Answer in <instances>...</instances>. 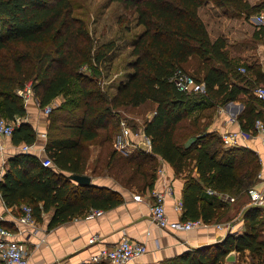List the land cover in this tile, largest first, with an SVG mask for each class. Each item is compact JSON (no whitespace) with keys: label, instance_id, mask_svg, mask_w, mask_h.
<instances>
[{"label":"trees","instance_id":"1","mask_svg":"<svg viewBox=\"0 0 264 264\" xmlns=\"http://www.w3.org/2000/svg\"><path fill=\"white\" fill-rule=\"evenodd\" d=\"M119 1L133 8L143 29L130 51L133 59L128 64L132 69L110 94L101 87L97 75L100 62L114 42L92 44L84 24L72 16L70 0H0V113L13 121L16 116H25L17 88L30 77L42 107L63 92L72 79L77 82L72 91L75 95L47 113L45 150L52 164L43 165L30 152L13 154L0 180L1 198L6 205L30 204L36 220L52 209L49 226L89 207L106 209L120 203L118 191L76 183L69 176L84 172L88 144L96 142L109 154V173L126 186L153 187L158 157L175 172L194 169L197 175L188 176L183 190L182 219L213 220L217 208L206 195V187L233 196L248 190L260 162L255 151L225 145L217 132L207 130L213 112L200 110L190 116V107L202 104L206 98L209 104L203 109L212 108L237 99L241 93L249 102L256 84L245 81V74L235 68L225 37H210L199 8L211 1L249 15L264 9V0ZM253 37L264 43V25L253 31ZM193 58L196 65L191 69L188 65ZM85 64L91 73L83 70ZM177 68L204 81L206 91L179 89L173 80ZM145 102L154 105L152 115L142 124L150 136V150L136 148L123 155L109 145L119 129L120 111ZM245 115L253 125L260 118L253 110ZM11 138L13 143H33L37 132L20 119L14 124ZM120 159L131 167L127 175L117 165ZM259 213L261 207L248 206L243 231L227 234L210 245L187 249L167 263L226 264L224 257L231 249H248L253 258L264 259V221L256 222Z\"/></svg>","mask_w":264,"mask_h":264},{"label":"crops","instance_id":"2","mask_svg":"<svg viewBox=\"0 0 264 264\" xmlns=\"http://www.w3.org/2000/svg\"><path fill=\"white\" fill-rule=\"evenodd\" d=\"M209 4L211 3H205V6ZM247 19L250 23L255 24L248 17ZM255 26L258 27L256 24ZM253 31L251 37L255 39ZM232 61L235 68L245 74V81L249 80L253 85L257 82H264V65L261 63L257 64V61H250L248 57L239 55L233 56ZM65 98L68 96L61 92L49 103L59 104ZM244 98L246 95L241 93L237 99L216 104L215 111L208 118L207 130L217 132L225 145L244 146L257 153L260 169L254 183L249 188L253 186L261 188L264 177V146L253 124L248 123L245 114L249 110H253L264 121V100L252 94L251 101L247 102ZM208 100L203 99V103L197 104V106H207ZM23 103L26 114L20 119L29 122L35 128L37 138L30 150L24 151L21 149L23 142L13 143L12 134L4 137L3 161L5 169L8 167L9 157L16 152H30L38 156L40 160L47 155L45 150L49 124L47 113L43 112V107L39 105L35 95L27 100L23 98ZM199 111L200 109L195 114ZM230 132L235 133L233 143L224 138V134ZM132 137L138 142L137 137L131 136L132 142L128 145L127 150L122 152L123 155L140 148L139 143H136ZM104 149L103 145L96 142L88 144L87 161L83 173L90 176L88 184L106 186L121 194L122 201L112 207L96 208L99 211L93 215L90 214V211L95 208L89 207L83 213L75 214L53 226L48 225L53 212L50 209L42 212L41 220H36L35 229H31L16 221L21 204L24 202L6 205L0 195V223L10 229L13 232L11 236L19 240L25 248L27 264H107V260L99 256V252L103 248L113 246L124 236L146 244L147 251L135 258L136 264H166L187 249L210 245L222 241L227 234L244 230L245 210L248 206L254 205L250 203L248 190L233 196L209 187L205 189L206 195L213 200L218 214L213 220H202L201 224L189 230L157 226L152 220L150 212V204L154 200L151 194L152 188L161 189L164 186H170V193L165 195L166 213L170 219H182L183 190L188 176H196V171L185 169L175 172L166 160L158 157V164L161 163L163 171L156 173L153 187L137 189L135 186L122 184L109 173L106 164L109 154ZM116 150L119 152L118 149ZM149 150L148 148L147 151ZM261 221H264V215L259 213L256 222ZM224 262L226 264H264V259L253 258L248 249L243 251L231 249L225 255Z\"/></svg>","mask_w":264,"mask_h":264},{"label":"rangeland","instance_id":"3","mask_svg":"<svg viewBox=\"0 0 264 264\" xmlns=\"http://www.w3.org/2000/svg\"><path fill=\"white\" fill-rule=\"evenodd\" d=\"M249 1L257 2L262 0ZM207 3L211 4L208 6L203 4L199 8V14L206 24L210 37L214 38L222 35L226 38V49L232 60L233 56H246L250 61H257V64L261 63L264 65V43L261 39H252L251 37L252 31L257 28L255 24L250 23L243 13L233 11L229 7H218L211 1ZM70 4L72 16L75 17V20L84 24V27L92 37V44L97 45L110 40L114 42V47L105 54L100 62V73L97 75L101 82V87L107 89L110 94L114 93L120 80L125 79L127 72L132 69L128 64L133 59L130 51L142 31L143 25L138 22L133 8L125 6L119 0H70ZM195 65L196 60L193 58L188 66L192 69ZM83 70L91 73L86 64ZM28 80H32V77L28 78ZM256 84L264 85V82H257ZM76 87L77 82L72 79L62 93L68 97L75 95V92L72 93V91ZM56 104L58 103H53L52 106ZM215 107H208L206 108L208 109L207 111L201 105H192L189 115H194L198 109L202 112H213L216 109ZM153 108L154 105L151 102L128 107L127 110L120 111L121 119L125 121L126 126L132 132L143 131L142 124L152 115ZM0 115L4 116L2 113ZM133 139L135 140V138ZM137 139L138 142L136 143L142 141L139 138ZM113 140L114 136L109 145L113 146ZM122 152L120 153L122 154ZM125 164L121 159L118 160L117 165L122 170L127 171L125 172L127 175L131 167Z\"/></svg>","mask_w":264,"mask_h":264},{"label":"built area","instance_id":"4","mask_svg":"<svg viewBox=\"0 0 264 264\" xmlns=\"http://www.w3.org/2000/svg\"><path fill=\"white\" fill-rule=\"evenodd\" d=\"M256 25H264V9L255 11L247 16ZM173 80L179 89L187 92H205V83L202 80H197L190 73L177 68L174 72ZM252 92L255 96L264 100V85L256 84L252 88ZM17 93L25 100L29 99L34 93V87L32 80H28L22 87L17 88ZM52 104L47 103L43 106L45 113H49ZM20 117L16 116L15 121L8 120L6 117L0 115V180L4 174V144L3 138L12 134L15 122H19ZM254 129L261 138L262 145L264 146V121L261 118H256L254 121ZM131 136L137 137L147 143L150 149V136L144 131L132 132L126 126L125 121L120 119L119 129L114 133L113 146L120 150L126 151L128 145L131 144ZM133 138V137H132ZM224 138L228 139L231 143L235 140V133H225ZM137 142V141H136ZM33 143H23L21 149L24 151L30 150ZM43 165L51 164V160L48 156H45L41 160ZM163 168L161 163L156 168L157 173H161ZM171 188L169 185L164 188H152L151 194L154 198L150 204V212L152 220L157 226L161 228H174L189 230L202 223L200 218H187V219H170L165 210V195L170 193ZM208 191L213 192L211 189ZM250 197V203L262 208V214L264 215V177L263 186L261 188L250 187L248 189ZM230 199L229 196L225 195ZM99 209H91L90 214H95ZM16 221L21 224L29 226L31 229H35L36 219L33 215L32 206L27 203L21 204L19 214L16 216ZM13 232L6 226L0 223V264H27V254L25 248L19 240L13 238L11 235ZM147 251L146 244L144 242L135 241L131 238L124 236L119 239L113 246L103 248L99 252V256L107 260V264H136L135 258L142 255Z\"/></svg>","mask_w":264,"mask_h":264},{"label":"water","instance_id":"5","mask_svg":"<svg viewBox=\"0 0 264 264\" xmlns=\"http://www.w3.org/2000/svg\"><path fill=\"white\" fill-rule=\"evenodd\" d=\"M138 145L142 150H148L149 148V145L144 141L139 142ZM69 176L80 184H88L90 182V176L84 173H70Z\"/></svg>","mask_w":264,"mask_h":264}]
</instances>
